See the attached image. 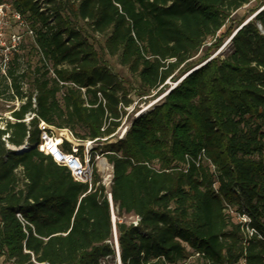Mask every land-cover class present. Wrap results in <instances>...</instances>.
Instances as JSON below:
<instances>
[{"label":"trees","instance_id":"obj_1","mask_svg":"<svg viewBox=\"0 0 264 264\" xmlns=\"http://www.w3.org/2000/svg\"><path fill=\"white\" fill-rule=\"evenodd\" d=\"M7 2L27 21L41 66L21 70L14 54L0 69V98L20 102L14 121L0 125V260L115 257L99 153L113 167L117 217L140 218L138 226L116 223L121 264H264V2L0 0V7ZM95 37L137 79L140 98L180 82L113 143L133 100ZM42 122L79 141L99 140L91 184L39 151ZM78 155L84 161V148Z\"/></svg>","mask_w":264,"mask_h":264},{"label":"rangeland","instance_id":"obj_2","mask_svg":"<svg viewBox=\"0 0 264 264\" xmlns=\"http://www.w3.org/2000/svg\"><path fill=\"white\" fill-rule=\"evenodd\" d=\"M264 2V0H260ZM255 4L251 6L244 7L241 11H239L237 15V20H240L243 16L249 15V10L252 9ZM250 19V18H249ZM248 21V20H247ZM95 43L99 54L102 56L104 62L109 66V68L119 76V78L125 83L126 87L131 92V99L133 100L132 105L126 109V115L124 116L121 130L117 137L113 138L110 142L113 143L116 139L121 136L125 137L126 133L130 129L132 121L139 117L140 115L145 114L147 111L153 109L155 106L159 105L163 99L168 95L170 91L173 90L176 83L167 82L168 88L167 90L157 96L152 98H140L136 92L137 90V79L133 77L127 68H124L119 65L117 58H110L103 52L104 39L100 37H95ZM34 44L33 34L30 32L27 21L20 18L17 13L12 9L10 2H7L6 5L0 7V69L2 70V74L8 67V63L10 58L17 54V64L18 68L21 70H27L31 68L32 70L41 66L40 56L32 53V46ZM228 48L222 50V52L226 51ZM215 54L214 56H216ZM179 84V82H177ZM28 84H24V90L28 89ZM0 90H4L0 87ZM20 102L14 101L9 102L7 100V95L4 98H0V125L3 126L5 124V120L11 118V110L12 108H18ZM54 132V131H53ZM56 136V135H55ZM58 136L60 138H66L69 136L67 133H63L62 131H58ZM47 147L53 151V153L57 156L61 155L57 144L47 138ZM68 140V139H67ZM74 141V140H73ZM76 142V141H75ZM74 142V143H75ZM73 143V144H74ZM77 143V142H76ZM80 144L78 143L79 146ZM99 154V153H98ZM101 155V154H100ZM64 158H67L65 156ZM72 159V158H70ZM95 164L98 169V173L101 178L102 185L106 188L109 193L111 189V181H112V167L107 162L105 157H100V159H95ZM80 168V165H79ZM115 219V230L116 223L121 220L122 222L127 223L128 225L132 224L135 219L131 216H122L120 219L117 217V213L114 210L112 213V223L114 225ZM117 233V232H116ZM118 240V236H117ZM115 250V257L106 258L102 264H121L118 259V251L115 244V236L113 235V241L110 243ZM0 264H4V259L0 260ZM191 264H199L198 262H192Z\"/></svg>","mask_w":264,"mask_h":264},{"label":"built area","instance_id":"obj_3","mask_svg":"<svg viewBox=\"0 0 264 264\" xmlns=\"http://www.w3.org/2000/svg\"><path fill=\"white\" fill-rule=\"evenodd\" d=\"M33 118V116L28 115L26 118V122H29L31 119ZM10 120L14 121L13 118H10ZM39 128L41 129L42 133H41V144L38 146V149L41 153L47 155V156H51L57 163L60 164H64L66 165L70 171L72 172V175L75 177L76 180L83 182V183H92V155L95 153V148L98 146V141L99 140H95V141H79L76 140L73 135L68 131V130H60V129H56L52 126H48L45 123H41ZM4 129V128H2ZM120 128L118 130V132L111 136L113 138L117 137L119 132H120ZM54 131V132H53ZM58 131H64L66 132L72 139L76 140L77 142H79V146H76L75 144H73L72 142H69L66 138H60L58 136ZM56 135V136H55ZM47 138L53 142H55L57 144V147L59 149V151L61 152V157H65L67 156L68 158H72L69 162H64L62 159H60L57 155H55L53 153V151L51 149H49L47 147ZM112 138V139H113ZM108 138L106 139H101L100 142H106ZM123 139V137L119 136L116 141ZM5 140V139H4ZM115 141V142H116ZM65 143L69 144L71 146V152L72 153H67L63 146L65 145ZM27 145L16 149V148H11L12 150H15L16 152H21L26 150ZM79 148H84V152H85V159L84 161L81 160L79 154ZM100 157H103V155H100L98 153L95 154V159H100ZM76 162L79 163L80 165V172L77 173L73 168H72V164L75 166ZM111 166V165H110ZM112 167V166H111ZM112 180H113V167H112ZM111 185H112V181H111ZM108 199L110 201V205H111V212H114V208H113V203H112V198L111 195L108 193ZM135 219V221L132 223L134 226H138L139 222H140V218L137 216H131ZM18 218L22 221L23 218L21 217V215H18ZM240 221L247 223L249 220L246 217L243 218H239ZM114 236H115V244H116V248L118 251V259L120 261V254H119V244H118V240H117V233L115 230V219H114ZM250 233H252L251 231H249Z\"/></svg>","mask_w":264,"mask_h":264},{"label":"bare ground","instance_id":"obj_4","mask_svg":"<svg viewBox=\"0 0 264 264\" xmlns=\"http://www.w3.org/2000/svg\"><path fill=\"white\" fill-rule=\"evenodd\" d=\"M229 43V42H228ZM227 45V44H226ZM226 48V47H225ZM63 133H66V132H64L63 131ZM67 139H68V141L69 142H72V143H74L75 141H73L74 139H72L70 136H67ZM75 145H78V143H74ZM60 159H62L64 162H69L70 163V161L69 160H71L70 158H64V157H61V155H59L58 156ZM71 164V163H70ZM72 168L77 172V173H79L80 172V168H79V163H77L76 162V165L74 166L73 164H72Z\"/></svg>","mask_w":264,"mask_h":264},{"label":"water","instance_id":"obj_5","mask_svg":"<svg viewBox=\"0 0 264 264\" xmlns=\"http://www.w3.org/2000/svg\"><path fill=\"white\" fill-rule=\"evenodd\" d=\"M254 17H255V16L250 17V19H248V21H247L246 23H248L249 21H251ZM246 23H245V24H246ZM245 24H244V25H245ZM244 25H243V26H244ZM243 26H242V27H243ZM240 29H241V27H240L236 32H234L233 36H234V35H235ZM228 42H229V41H228ZM226 44H227V43H226ZM224 46H225V45H224ZM218 53H219V52H218ZM218 53H216V54H218ZM214 57H215V56H214ZM211 59H212V58H211ZM179 83H180V82H179ZM175 85H176V86H174V88L177 87L178 83H176ZM174 88H173V89H174Z\"/></svg>","mask_w":264,"mask_h":264}]
</instances>
